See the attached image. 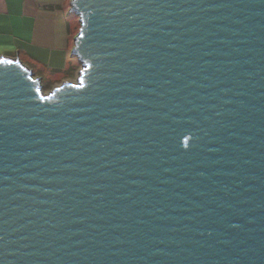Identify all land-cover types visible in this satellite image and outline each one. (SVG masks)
Returning <instances> with one entry per match:
<instances>
[{
	"label": "water",
	"instance_id": "1",
	"mask_svg": "<svg viewBox=\"0 0 264 264\" xmlns=\"http://www.w3.org/2000/svg\"><path fill=\"white\" fill-rule=\"evenodd\" d=\"M80 69L0 57V264H264V0H71Z\"/></svg>",
	"mask_w": 264,
	"mask_h": 264
},
{
	"label": "crops",
	"instance_id": "2",
	"mask_svg": "<svg viewBox=\"0 0 264 264\" xmlns=\"http://www.w3.org/2000/svg\"><path fill=\"white\" fill-rule=\"evenodd\" d=\"M70 1L0 0V57H18L36 75L68 67L76 73L80 64L75 68L69 52L80 23L69 14Z\"/></svg>",
	"mask_w": 264,
	"mask_h": 264
},
{
	"label": "rangeland",
	"instance_id": "3",
	"mask_svg": "<svg viewBox=\"0 0 264 264\" xmlns=\"http://www.w3.org/2000/svg\"><path fill=\"white\" fill-rule=\"evenodd\" d=\"M71 17H74L77 21L79 20L76 15H73L72 14ZM71 50L72 49H70V52H69V55L70 56H71ZM71 57L75 60V68L78 67V60H77V58L74 57V56H71ZM36 67L37 68H41L39 65H37ZM46 68H50V67H46ZM68 69H69V67H68ZM72 70H75V69H72ZM72 70L69 69L68 71H66V73L63 72L60 75L57 72H53V71L50 72V69H48V72H50V74H44V72L42 70H39V72H40V73H38L39 75H36L34 73V71H32V72H33V74H35L36 77H39L41 79L42 86H46V87H43V89H44L43 92L46 93L52 87L59 85L62 81H65V80L74 81L76 79V77H77L78 70H77L76 73H73L74 71H72ZM47 88H49V89H47Z\"/></svg>",
	"mask_w": 264,
	"mask_h": 264
},
{
	"label": "trees",
	"instance_id": "4",
	"mask_svg": "<svg viewBox=\"0 0 264 264\" xmlns=\"http://www.w3.org/2000/svg\"><path fill=\"white\" fill-rule=\"evenodd\" d=\"M69 69L67 68V69H64V71L63 72H65L66 73V71H68ZM34 76H35V74H34ZM43 87H46V86H42V90H44L43 89ZM50 88V87H49ZM49 88H47V89H49Z\"/></svg>",
	"mask_w": 264,
	"mask_h": 264
}]
</instances>
